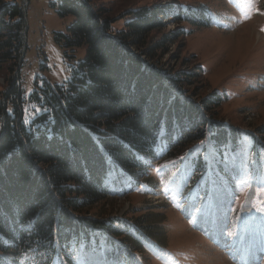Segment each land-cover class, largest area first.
<instances>
[{
	"label": "trees",
	"instance_id": "trees-1",
	"mask_svg": "<svg viewBox=\"0 0 264 264\" xmlns=\"http://www.w3.org/2000/svg\"><path fill=\"white\" fill-rule=\"evenodd\" d=\"M52 6L60 18L73 19L56 38L65 49L82 48L84 54L68 66L63 85L35 78L25 94L8 80L6 108L0 106V256L6 259L0 257V264L30 246L39 250L42 264H73V251L95 247L98 231L133 253L141 250L138 237L164 248L151 214L125 224L89 214L107 198L106 160L126 172L133 187L157 160L158 150L179 152L207 139L219 157L239 135L217 120V93L199 101L176 100V93L191 84L188 78L199 75L146 66L129 51L145 47L149 33L163 27L158 16L165 7L140 8L123 31L113 32V20L89 0H56ZM23 26L19 1L0 0V66H18ZM169 41L163 37L141 52L152 54ZM256 133L264 136V125ZM200 161L193 159L198 171Z\"/></svg>",
	"mask_w": 264,
	"mask_h": 264
},
{
	"label": "rangeland",
	"instance_id": "rangeland-1",
	"mask_svg": "<svg viewBox=\"0 0 264 264\" xmlns=\"http://www.w3.org/2000/svg\"><path fill=\"white\" fill-rule=\"evenodd\" d=\"M18 1L23 9L25 47L18 66H0V106L4 108L3 93L9 79L25 94L32 91L35 78L63 85L69 78L68 66L81 61L84 54L82 48L65 49L56 38L73 22L71 17L60 18L55 13L52 4L56 0ZM89 2L106 11L113 20V32L123 31L140 8L165 7L158 16L163 27L149 33L146 46L163 37L170 41L152 54H142L146 46H131L129 51L146 66L199 75L188 78L191 84L176 93V100L199 101L217 93L221 100L217 120L239 137L236 150L223 152L221 158L208 152L207 139L181 147L179 152L171 149L162 155L158 150L161 160L143 179L135 180L133 188L114 185L112 175L107 174L105 179L112 185L106 183V201L88 210L91 217L125 224L151 214L165 246H157L146 236L138 237L141 250L132 253L117 238L99 231L95 248L73 251V264H93L91 258L97 256L96 264H242L243 260L264 264V136L256 133L264 125V0ZM204 12L208 19H204ZM179 32L184 35L176 34ZM200 115L210 121L204 112ZM1 119L0 114V130ZM193 154L208 160L206 170L200 161L201 169L197 174L192 172ZM216 161L221 162L220 168ZM233 161L240 162L238 173L230 171L228 162ZM160 185L170 195L168 205L151 195L158 193ZM251 217H259L260 223L248 230L245 219ZM255 232L256 239L250 237ZM254 245L257 258L249 259ZM40 257L39 250L30 246L5 264H42Z\"/></svg>",
	"mask_w": 264,
	"mask_h": 264
},
{
	"label": "bare ground",
	"instance_id": "bare-ground-1",
	"mask_svg": "<svg viewBox=\"0 0 264 264\" xmlns=\"http://www.w3.org/2000/svg\"><path fill=\"white\" fill-rule=\"evenodd\" d=\"M247 205H248V202L246 203V206ZM259 219L260 218H258V217L254 218V219H253V217L245 219V225L248 227L247 229L250 230L253 227V225H258L260 223V220ZM251 236L254 237V239H256V232L255 233H252L250 235V237ZM257 250L258 249L256 248V245H254L251 248V253H250L251 255H254V256L249 257V259L250 258L252 259V257H256L255 254H257ZM97 260H98V256L91 258V261H92L93 264H96V261ZM242 264H247V262L243 260V263Z\"/></svg>",
	"mask_w": 264,
	"mask_h": 264
}]
</instances>
